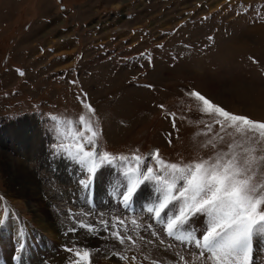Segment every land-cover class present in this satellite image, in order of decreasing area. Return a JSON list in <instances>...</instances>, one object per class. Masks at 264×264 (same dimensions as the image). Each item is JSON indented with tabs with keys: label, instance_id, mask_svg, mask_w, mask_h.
Instances as JSON below:
<instances>
[{
	"label": "rangeland",
	"instance_id": "374dc122",
	"mask_svg": "<svg viewBox=\"0 0 264 264\" xmlns=\"http://www.w3.org/2000/svg\"><path fill=\"white\" fill-rule=\"evenodd\" d=\"M192 91L235 115L264 121V0H0V137L13 141L4 148L13 155L11 144L30 147L16 134H39L28 167L56 226L48 248L75 251L69 255L77 261L65 264H84L76 253L85 249L90 264H215L193 242L208 226L206 213L190 215L173 238L167 222L179 214L180 202L173 201L159 223L152 220L148 209L159 205L165 187L155 176L137 189L133 213L122 210L118 198L129 168L137 167L135 156L142 172L152 167L170 179L153 156L157 149L165 164L180 166L250 154L256 162L249 175L260 191L261 130L231 121L222 126L223 118L205 110ZM81 116L92 131H85ZM75 143L115 159L93 175L65 150L72 145L74 152ZM11 176L0 163V195L8 199L18 188ZM44 257L43 264H51ZM249 264H264V232L253 233Z\"/></svg>",
	"mask_w": 264,
	"mask_h": 264
},
{
	"label": "snow or ice",
	"instance_id": "6c2138e0",
	"mask_svg": "<svg viewBox=\"0 0 264 264\" xmlns=\"http://www.w3.org/2000/svg\"><path fill=\"white\" fill-rule=\"evenodd\" d=\"M190 94L203 103L205 110H212L222 117V126L229 121L236 124L243 123L251 126L252 130L260 129L259 134L264 137V121L235 115L220 103H213L199 91H192ZM88 107L91 108V105ZM79 119L85 131H92L83 116ZM172 127H176L174 115ZM72 136L81 141L84 139V135L75 130L72 131ZM94 136L95 132H92V136L88 138L89 146ZM64 147L73 158L78 159L82 164H87L89 173L93 175L98 166L105 162L111 163L112 159H115L114 157L110 159V154L107 152L98 155L94 150H87V146L83 143H75L74 152L69 150L72 145ZM153 156L164 167L170 179L154 172L152 167H147L146 171L142 172L138 166L140 157L135 156L137 167L128 170L126 190L122 193L123 203L127 205L140 184L155 176L158 182H163L165 185L163 199L160 200L158 207L149 208L148 212H154L155 216L159 217L173 201L181 204L179 214L167 222L168 235H172L179 225L186 223L190 215L206 213L209 223L202 234V240L196 238L193 241L197 248L207 250L215 260V264H249L253 233L264 232V211L259 210L260 205L264 204V194H261L264 193V185H260L258 192L257 184L249 175L256 158L248 154L242 159L233 156L226 162L218 158L215 162L203 161L195 163L194 166H180L176 163L165 164L160 159L158 149ZM80 184L87 187L83 180ZM118 224H123V221H118ZM114 234L118 236V232ZM120 242L123 243V237H120ZM90 255L87 249L82 253L79 251L76 253L79 261H83L84 264H90ZM201 255L204 253L201 252ZM132 259L135 260L136 257L133 256Z\"/></svg>",
	"mask_w": 264,
	"mask_h": 264
},
{
	"label": "bare ground",
	"instance_id": "6f19581e",
	"mask_svg": "<svg viewBox=\"0 0 264 264\" xmlns=\"http://www.w3.org/2000/svg\"><path fill=\"white\" fill-rule=\"evenodd\" d=\"M224 92L225 91H223L222 93ZM224 101L227 103L226 100ZM239 101L241 100L239 99ZM244 109L247 110V108ZM24 127L26 129V126ZM28 127L29 126H27V128ZM2 130H4V128H2ZM31 134L26 132L16 134L15 137L21 140H18L19 142H25L26 144L29 143L30 147L29 149L25 145H17L16 147H13V144H11L13 148L12 150L14 151L13 155L9 154L7 151H4V148H7V146L10 145V143L13 141H8L9 137H6V139L4 137L2 138V134V136L0 137V144L2 145V147L0 148V163L4 167L5 171L12 175L11 177L14 181V185H18V188H13V194H15L13 198L8 199L0 195V221H3V223H0V229L6 232L5 234H0V260H2L0 264H3L6 259H9L10 264H43L44 259H42V257H44V253L49 256L46 259L52 261L51 264H65L69 261L72 262L75 258L71 257L69 253H71L72 255L75 251H68V255H66V253L63 251L62 253L61 251L53 253V250H50V248H48L49 242L53 240L52 236H55L54 232L56 231V226L54 224L55 222H52L47 215L45 203L41 198L37 197V178L28 167V161H30V158L37 157V152H35L34 147L39 141L37 137L39 134L37 136L35 134ZM22 155L26 156L25 160H22ZM96 181L94 180V184L92 181L90 182L91 190L89 192L87 201V204L89 206L91 205V203H93V201H90L89 197L93 194V189L96 186ZM107 194L108 196H111V194ZM115 196L117 197V195ZM112 199L115 200L114 202H116L117 198L112 197ZM6 210H9V212L5 213ZM5 214L7 215V218H10V220H7ZM22 217L24 218L25 222L20 220V218ZM55 234L57 233L55 232ZM41 236L45 237L42 242ZM55 246L56 245H53V247ZM63 246L64 243L61 239V249L63 248ZM33 258L35 260H33ZM75 260L77 261V259Z\"/></svg>",
	"mask_w": 264,
	"mask_h": 264
}]
</instances>
